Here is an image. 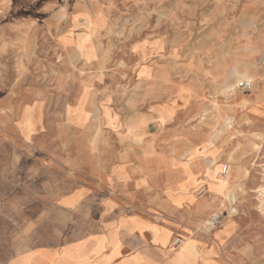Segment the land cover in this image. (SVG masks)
I'll use <instances>...</instances> for the list:
<instances>
[{"label":"rangeland","instance_id":"1","mask_svg":"<svg viewBox=\"0 0 264 264\" xmlns=\"http://www.w3.org/2000/svg\"><path fill=\"white\" fill-rule=\"evenodd\" d=\"M12 35L13 90L27 98L13 113L46 110L47 130L33 132L42 148L32 150L46 163L19 149L7 164L0 130V236L37 235L23 227L57 187V158H75L63 166L67 178L94 173L80 163L92 145L83 155L55 147V115L75 105L94 114L82 130L95 151L130 130L128 140L155 158L147 190L170 189L185 174L179 189L197 183L171 214L189 222L179 237L185 253L202 252L200 237L227 264H264V0H0V40Z\"/></svg>","mask_w":264,"mask_h":264},{"label":"crops","instance_id":"2","mask_svg":"<svg viewBox=\"0 0 264 264\" xmlns=\"http://www.w3.org/2000/svg\"><path fill=\"white\" fill-rule=\"evenodd\" d=\"M14 51L13 35L10 41L0 40V130L7 134L1 141V149L6 150L1 159L10 164L16 150L27 149L31 150L29 156L23 158L42 165L46 160L33 152L34 148L39 151L42 148L36 142L38 135L33 132L41 128L47 130L43 127L47 123V112L35 108L31 114L30 106H27L26 111L14 115L13 109L19 106L15 102L27 100L13 90ZM4 53L5 63L1 56ZM20 106L23 108V103ZM74 106L55 115V128L61 133L55 147L79 149L78 155H83L84 149L92 145L94 152L89 157L86 155L90 159L84 157L80 163L95 166L94 173L86 179L67 178L63 166L67 161L73 164L75 158H57L59 165L54 164L60 166L54 169L57 187L52 193L40 194L49 197L43 198L45 206L38 208L37 221L29 218L23 227L37 235L0 236V264H227L221 247L206 238H194L196 247L202 250L194 258L181 249V242L172 245L174 238L188 233L189 222L184 216L172 218L171 214L175 215L193 199L187 194L197 187V183L188 186L187 190L179 189L188 178L185 174L170 189L147 190L144 181L154 185L156 171L151 166L155 158L144 155L139 144L128 140L130 130L126 136L108 145L99 144L95 151V143L90 141L88 144L83 135L87 118L94 114H90V109ZM99 112L104 118L107 116V110ZM105 122L107 127L113 123L117 126L116 120ZM134 128L140 132L142 127L136 125ZM69 130L77 133V137L72 134L76 140L63 139ZM163 176L161 181H166L167 186L168 174ZM94 195L101 196L97 197V204ZM178 196L180 200L175 202L173 198Z\"/></svg>","mask_w":264,"mask_h":264},{"label":"built area","instance_id":"3","mask_svg":"<svg viewBox=\"0 0 264 264\" xmlns=\"http://www.w3.org/2000/svg\"><path fill=\"white\" fill-rule=\"evenodd\" d=\"M239 86L241 88H243V89H248V88H250L251 84H250V82L248 80H242V81L239 82ZM227 171H228V169L226 167H224L223 168V173H227ZM179 243H180V239L179 238H177L173 242V244H176V245H178Z\"/></svg>","mask_w":264,"mask_h":264}]
</instances>
